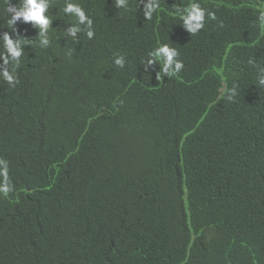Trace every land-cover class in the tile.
Here are the masks:
<instances>
[{
    "label": "trees",
    "instance_id": "1",
    "mask_svg": "<svg viewBox=\"0 0 264 264\" xmlns=\"http://www.w3.org/2000/svg\"><path fill=\"white\" fill-rule=\"evenodd\" d=\"M106 1H75L91 18L108 17V42L100 48L83 32L75 41L63 28L44 49L27 29L30 23L15 26L33 41L16 69L19 83L12 87L0 79V157L9 162L14 186L7 197L0 195V264H264V120L250 98L260 63H246L245 75L232 63L241 67L231 49L250 26L246 15L255 0H219L221 21L209 28L217 30L207 39L190 44L182 32L181 38L171 36L170 46L186 64L172 93L154 83L153 65L144 69L155 46L142 41L138 27L125 34L127 27L113 18L116 8ZM63 8L64 0H52V26L76 23ZM4 13L0 0V35L10 32ZM203 48L227 63L225 70L212 63L189 89L191 68L193 77L198 63L208 64L200 59ZM253 52H264L263 39ZM116 54L126 56L123 68L114 64ZM88 56L106 65V72L83 77L76 65ZM225 75L235 77L228 76L222 90ZM233 86L237 95L229 101ZM185 122L197 123L200 133L194 160L196 154L216 155L197 167L211 182L189 191L187 200L178 184H160L161 152L173 148L164 137ZM80 131L85 145L69 142ZM247 171L260 179L258 188ZM118 186L116 197L98 199L99 188ZM207 201L217 214L223 205V221H235L242 231L213 241L208 230L220 225L203 209Z\"/></svg>",
    "mask_w": 264,
    "mask_h": 264
},
{
    "label": "clouds",
    "instance_id": "2",
    "mask_svg": "<svg viewBox=\"0 0 264 264\" xmlns=\"http://www.w3.org/2000/svg\"><path fill=\"white\" fill-rule=\"evenodd\" d=\"M75 1L79 0H64L63 11L66 16L74 17L76 23H70L71 26L67 24L63 25V23L52 26L53 19L50 15L52 0H15L14 2L12 0H4L5 13L3 25L5 24L6 16V23L9 26L10 32L6 31L0 35V41H2L3 45V51L0 52V61H2L0 62V79H3L12 87H15L19 83L16 69L21 64L25 46H32L33 40H25L17 32L15 27L17 22L30 23L32 25L30 28H27V25L24 24H22V27L33 31L34 35L38 36L39 47L44 49L50 47V37L64 30L63 28H67L65 31L67 36L73 38L75 41L82 39L79 38V34L83 32L88 38L86 40H91L98 48L101 45L106 46L108 42V17L91 18ZM218 2L219 0H107L105 5L116 8L113 18L117 22L121 20L122 25L127 27L125 34L128 30L138 27L142 30L140 36L142 41L149 42L155 46L148 53L143 63L144 69L147 72L149 67L153 65L154 83L166 92L172 93L176 88V79L180 77L179 73L185 69L186 64L179 51L175 47L170 46L171 36L177 37L179 36V32H182L185 35V41L190 44L194 43V38L200 39L203 37V39H207L212 31L217 30L209 28L221 21L219 9L216 7ZM255 3L246 15V17H249V28L241 29L243 38H240L238 43L234 44L231 48L234 50L233 60L239 62L241 67L237 63H232L236 68L242 69L245 75L249 72L245 68L246 63H250L254 67L257 66L255 60L260 63V67L253 74V77L256 78V83L253 86V93L250 98L258 101L257 115L264 120V52L260 53L258 57L253 52L256 42L261 43L262 39L264 40V0H255ZM240 24L242 25V22ZM250 28H252L251 33ZM14 36L15 38H13ZM124 39L119 34L117 41L119 44H124ZM213 54V52L210 53L208 48H203L200 59H206L208 64L202 66L198 63V68L195 70L193 77L191 68V72L189 73L190 78H188L189 89L196 86L195 83H199L202 73L210 68H214L212 67V63L215 68L225 70L227 63L221 65L220 60L212 58ZM113 62L116 66L123 68L127 62L126 56L116 54ZM76 69L83 77H86L88 75L105 73L107 67L106 65L100 66L97 60L94 59V56H88L78 60ZM228 76L235 77L233 75L224 77L221 82L223 83L222 90L229 85L228 82L225 83L229 79ZM152 89L153 87L146 89L140 98L141 103L145 102L148 93ZM178 90L179 86L177 92H179ZM236 95L237 86H233L228 89L226 98L229 101H233ZM83 96V94L79 95V100H82ZM196 125L197 123L195 122H185L179 125L180 129L170 130L169 135L164 137V139L171 138L173 140V148L161 152L165 168L160 184H163L167 188L178 184L184 189L185 200H187L189 191L196 190L201 184L211 182L210 175L206 171L198 170L197 167L203 160L216 156L196 154L197 160H194L192 150L196 148V141L200 136V133L196 134L198 131ZM84 137L85 135L80 131L70 137L69 142L78 141L76 146H80L84 144ZM184 167L190 170V174L184 172ZM247 173L253 187L258 188L261 185L260 179L252 172L247 171ZM172 176L177 180H173ZM113 177L121 181L120 177ZM13 187L9 176V162L0 157V195L7 197L13 191ZM118 187L113 190L99 188L98 199L116 197L121 190V186ZM131 189L128 188L126 191ZM183 207H186V204ZM203 209L212 214L210 219L213 222H217V225H220L219 229L213 227L208 230L213 241L217 240V243H219L224 237H233L235 233L242 231L239 224L235 221L230 224L223 221V205L218 214L215 211L214 204L210 201H207L203 205ZM180 215L187 216L188 213L182 209ZM194 221L196 220L194 219ZM194 221H192L190 226L192 239L197 237ZM128 236L132 237V235ZM183 263L182 261L179 264Z\"/></svg>",
    "mask_w": 264,
    "mask_h": 264
}]
</instances>
